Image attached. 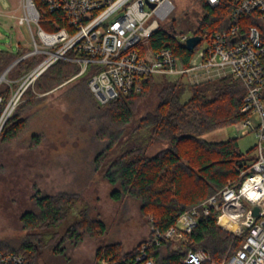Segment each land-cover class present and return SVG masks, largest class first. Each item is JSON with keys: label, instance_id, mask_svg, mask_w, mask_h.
<instances>
[{"label": "trees", "instance_id": "obj_1", "mask_svg": "<svg viewBox=\"0 0 264 264\" xmlns=\"http://www.w3.org/2000/svg\"><path fill=\"white\" fill-rule=\"evenodd\" d=\"M33 3L39 12V27L47 33L56 31L59 26L54 21L60 24V18L55 14L43 13L38 0H33ZM200 6L203 16L195 33L201 35L205 31H223L230 7H209L203 2ZM173 24L177 26L174 20ZM148 45L152 50L170 48L182 64L187 62L190 55L162 28L151 35ZM27 52L29 50L20 44L15 54L0 50V75L11 62L20 59L9 70L12 76L9 73L6 75L9 83L0 81V116L18 88L16 81H20L45 57L44 54H34L21 58ZM74 56L73 51L67 53L69 58ZM77 72L76 63L58 60L35 79L36 92L47 91ZM82 76H85L87 84L88 72ZM155 79L158 78H143L140 93L118 95L102 106L98 117L97 133L105 141V146L95 160V169L100 159L119 142L133 120L140 101L155 93L154 108L139 120V127L147 129L148 141L145 139L138 145L123 149L103 171L104 179L115 186L111 192L113 200L128 196L140 201L142 211L150 216L148 236L129 251L119 244L100 246L96 251L97 263L135 264L136 251L148 243L150 245L146 247L145 254L155 264H181V258L190 249L206 250L212 260L220 261L241 245V239L234 238L217 226V211L212 207L209 214L201 216L197 226L183 235L181 240L174 241L163 234L170 227L178 229L177 219L186 210L214 196L228 182L237 181L240 170L253 160L255 147L242 153L235 138L220 141L204 139L205 135L247 117L240 112L245 88L240 81L227 76L190 86V96L183 102L181 95L186 89L184 85L170 78L160 77L161 83H156ZM22 98L24 102L14 107L2 125L1 145L15 139L25 128L26 119L20 116L19 109L20 112L24 111L37 100L30 85L18 100ZM154 140H164L168 147L148 156L145 149ZM33 142V145L38 144V139L34 137ZM78 200L79 196L75 193L47 195L35 189L32 196L34 209L20 216L24 230L30 232L21 240L19 247L2 242L0 251L21 254L29 264H35L38 254L51 246L56 238L57 233L52 230L64 222ZM87 211L88 207L80 210L82 221L71 224L63 233V240L78 244L84 235L97 237L104 233L103 222L89 218ZM35 229L40 232H35ZM151 229L161 236L158 244L154 242L155 235Z\"/></svg>", "mask_w": 264, "mask_h": 264}, {"label": "built area", "instance_id": "obj_2", "mask_svg": "<svg viewBox=\"0 0 264 264\" xmlns=\"http://www.w3.org/2000/svg\"><path fill=\"white\" fill-rule=\"evenodd\" d=\"M38 1L41 11L57 15L60 24L54 21L59 26L57 30L44 32L38 26L39 12L33 0H26L34 16L28 14L24 21L29 24L35 19L41 48L35 44L34 50L21 58L39 53L46 57L25 76L24 88L29 79L58 60L78 65L74 78L88 72V90L100 107L120 94L140 93L142 79L147 76L189 85L230 76L242 83L246 94L240 112L247 117L235 127L242 135L254 130L253 160L239 172L237 181L228 182L214 196L186 210L177 219L178 229L170 227L163 236L171 239L190 233L212 207L217 211V226L240 238L241 245L220 261L212 260L206 250L190 249L180 263L264 264V0H196L198 5L203 2L209 7L227 5L231 9L223 31H205L201 35L195 33L199 23L188 35L170 22L178 0ZM160 28L185 49L189 37H200L192 50L186 49L190 55L185 64L170 48L149 47L148 39ZM70 51L75 54L72 58L67 57ZM14 103L12 97L8 107ZM5 111L0 116V130L7 118L3 119ZM254 207L258 208L257 215L252 213ZM154 235L158 244L161 236L156 231ZM148 245L136 251L135 264H155L145 254ZM0 264L29 263L21 254L0 251Z\"/></svg>", "mask_w": 264, "mask_h": 264}, {"label": "rangeland", "instance_id": "obj_3", "mask_svg": "<svg viewBox=\"0 0 264 264\" xmlns=\"http://www.w3.org/2000/svg\"><path fill=\"white\" fill-rule=\"evenodd\" d=\"M27 15L26 0H0V50L15 54L18 44L29 52L34 50L35 44L41 48L39 25L35 19L27 24L24 21ZM202 16L201 6L196 0H178L170 22L174 20L182 34L190 35L191 25L199 23ZM13 62L1 73H4L1 81L9 83L6 75L13 67L14 64L8 69ZM12 74L9 73V76ZM24 78L16 81L18 88L12 96L15 103L8 107L7 114L17 104L24 102L23 98L20 101L18 99L28 85L37 100L24 111L20 112L19 109L20 116L26 119L23 132L7 144H0V243L19 247L21 240L30 232L24 230L20 216L34 209L32 196L35 189L47 195L71 192L79 196L78 202L64 222L52 230L57 233L56 238L52 240L51 246L38 254L34 263L106 264L104 261L97 263V248L119 244L122 249L129 251L149 233L150 216L142 211L140 201L128 196L113 200L111 192L115 186L104 179L103 171L123 149L148 139L147 129L139 127V120L154 108L155 93L140 101L133 120L127 125L119 142L100 159L95 169V160L105 146V141L97 133L98 117L103 107L100 108L93 100L85 76L74 78L72 75L44 92H36V78L29 79L24 88ZM157 78L155 82L161 83L162 79ZM181 84L186 87L181 95V101L184 102L190 96L188 88L193 85ZM252 122H256L255 117H252ZM235 125L211 132L204 139L220 141L235 138L242 153L254 148V130L242 135ZM34 137L38 139L36 145H33ZM167 147L166 141L154 140L145 152L153 156ZM84 207H88L89 218L103 222L104 233L97 237L84 235L78 244L63 240L65 230L74 222L82 221L80 210ZM34 231L40 232L38 229ZM182 236L173 239L178 241Z\"/></svg>", "mask_w": 264, "mask_h": 264}, {"label": "water", "instance_id": "obj_4", "mask_svg": "<svg viewBox=\"0 0 264 264\" xmlns=\"http://www.w3.org/2000/svg\"><path fill=\"white\" fill-rule=\"evenodd\" d=\"M150 6H153V4H150ZM199 41H200V37H199L198 35H195V36H191V37H189V38L186 40V44H185L186 49H187L188 51L192 50L193 47H194ZM18 60H20V59L15 60V61H14L9 67H8V69H9L13 64H15ZM8 69H7V70H8ZM3 74H4V73H3ZM3 74L0 76V81H1L2 79H4ZM10 102H11V100L7 103L6 107L4 108V111L7 109L8 105L10 104ZM11 110H12V109H11ZM4 111H3V112H4ZM252 213H253V215H257V213H258V208H257V207H254Z\"/></svg>", "mask_w": 264, "mask_h": 264}, {"label": "bare ground", "instance_id": "obj_5", "mask_svg": "<svg viewBox=\"0 0 264 264\" xmlns=\"http://www.w3.org/2000/svg\"><path fill=\"white\" fill-rule=\"evenodd\" d=\"M26 9H27V12H28L29 16L33 17L34 16L33 9L29 5H26ZM5 113H4L3 119L8 115L7 114L8 113V108L6 109Z\"/></svg>", "mask_w": 264, "mask_h": 264}]
</instances>
